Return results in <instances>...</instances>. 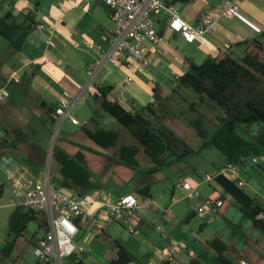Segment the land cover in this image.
Segmentation results:
<instances>
[{
    "label": "crops",
    "instance_id": "0c3cea01",
    "mask_svg": "<svg viewBox=\"0 0 264 264\" xmlns=\"http://www.w3.org/2000/svg\"><path fill=\"white\" fill-rule=\"evenodd\" d=\"M168 1L176 5L186 21L199 26L204 14L217 8L222 0ZM237 7L247 21L237 17L222 19L215 32L195 42H189L180 33L171 30L165 14L156 16V28L165 42L157 54H149L150 64L147 67L152 66L157 70L169 68L171 74L181 72L180 75H183L191 62L199 65L219 52L229 51L241 57L246 42H255L264 47V0H240ZM7 14L21 27L15 38L18 39L25 32L27 35L21 50H16L0 36L1 112L15 105L14 98L6 92V88L15 85L24 90L36 112V118L59 123L55 110L63 102L75 106L83 101V106L90 98L94 99L97 88L106 86L112 87L109 99L117 100L129 76L133 78V83L124 95L133 102L132 107H136L134 112L154 103L153 88H159L154 84V76L149 73L143 77L138 76L140 69L147 67H138L132 63L123 66L106 63L98 67V51L109 47L110 35L115 29L101 0H0V18ZM41 23L43 27L38 28L37 25ZM91 71L92 75L89 74ZM3 92L8 95L2 96ZM83 127L87 128L85 124ZM32 133H36V130ZM14 143V140H0L3 149L14 147ZM22 149L25 150L26 161L35 157L36 151L39 152L38 148L33 147ZM13 168L22 179L24 175L32 173L31 169L22 172L23 169ZM70 192L77 195L73 190ZM91 194L95 193H85L84 196ZM145 195L153 201L152 207L125 214L137 230L133 235L122 223L110 221L105 210L98 206L86 208L83 216L75 220L79 228L76 236L79 238L75 244L84 249L81 254L92 255V258L82 259L77 254L83 264H110L117 257L119 246H123L133 256L134 261L129 264H164L169 260L175 236L162 230L160 221L172 223L174 214H167L166 207L154 201L149 191ZM258 205L264 207V203ZM140 232L143 235H139ZM256 242V246L250 250L243 248L236 252L233 249L234 256L237 254L239 260L245 259L251 264H257L255 260L259 255H264V238ZM184 246L176 251L174 262L187 264L196 258L193 257L195 253L192 248ZM190 247L195 250L205 249L196 242ZM66 263L71 264L70 259Z\"/></svg>",
    "mask_w": 264,
    "mask_h": 264
},
{
    "label": "rangeland",
    "instance_id": "374dc122",
    "mask_svg": "<svg viewBox=\"0 0 264 264\" xmlns=\"http://www.w3.org/2000/svg\"><path fill=\"white\" fill-rule=\"evenodd\" d=\"M147 73L154 76V84L159 86L154 96L158 122L166 127L168 135L175 138V142L181 146L170 148L164 155L163 166L153 163L145 154L140 142L103 111L92 98L83 106V101L74 106L72 117L80 123L79 126H74L70 119L60 124L36 118V112L24 90L15 85L6 88V92L14 98L15 105H12L11 109L8 107L5 111H0V140H14L15 143L14 147L10 148L3 149L4 147L0 146V264H52L36 258L32 244V239L42 236L48 226L44 216L38 215L18 238L10 229L12 215L27 209L18 203L13 184L6 179L2 158L11 157V167L23 169L22 172L31 169L32 173L24 175V180L37 181L38 178L47 176L52 184L53 179L59 175V165L51 157L53 146L64 150L70 156H74L76 151L85 154L86 165L91 174V185L85 193H95L90 196L105 195L110 200H119L126 195L138 194L140 189L148 187L154 201L174 214L172 223L160 221L162 230L175 236L174 244L181 242L192 248L195 253L193 257L205 264L213 263L216 257V253L205 246L208 241L215 238L223 240L230 248L228 258L233 264H239V255L234 256L233 249L236 252L243 248L250 250L256 246V241L264 238L253 223L242 216L237 201L214 189L207 182V178L217 174L227 162L217 149L203 146L207 141L197 135L193 122L201 120L202 128L210 138L217 130L223 111L213 101L205 98L201 100L192 89L178 87L174 79L176 74L180 75L181 72L173 75L169 68L157 70L149 66L144 70L140 69L138 76L143 77L142 75ZM146 77L148 78V75ZM135 109L136 107L131 112ZM84 124L89 129L103 128L115 131L118 134L116 145L108 149L98 147L84 133ZM14 129L21 135L14 132ZM33 130H36V133L33 134ZM261 130V123L235 127V132L247 141H254ZM32 143L40 153L36 151V156L26 161L22 147L30 149ZM122 145H134L138 148L137 165H129L119 159L118 151ZM253 158L254 156L247 158L236 168L245 182V186L241 188L255 199V203L261 204L264 203V148L256 157L257 163ZM184 183L196 188L200 197L188 198L182 187ZM61 189L66 193L72 191ZM209 197L218 201L214 208L206 207L205 199ZM199 207L204 209L203 212L198 211ZM162 212L164 214V211ZM153 230L156 231L155 228ZM126 234L130 236L128 232ZM139 235L143 234L140 232ZM78 238L79 236L74 239V243ZM13 241L15 246L7 256L3 250ZM194 242L204 246V251L190 247ZM78 255H81L82 259L92 258L90 254ZM255 261L257 264H264V255H259ZM247 264L251 263L247 261Z\"/></svg>",
    "mask_w": 264,
    "mask_h": 264
},
{
    "label": "trees",
    "instance_id": "16d2710c",
    "mask_svg": "<svg viewBox=\"0 0 264 264\" xmlns=\"http://www.w3.org/2000/svg\"><path fill=\"white\" fill-rule=\"evenodd\" d=\"M21 27L15 24L10 14L0 18V36L9 41L16 50H21L27 32L18 39L15 35ZM178 87L192 89L200 99L213 101L223 111L215 134L208 138L202 128L201 120L193 122L197 135L206 140L204 147L217 149L225 157L227 164L242 165L249 157H257L264 148V47L255 42H246L244 53L237 57L232 52H219L216 56L197 65L190 63L188 70L175 81ZM94 99L100 107L120 123L144 148L145 154L158 166L165 164L164 155L171 147H181L175 138L168 135L166 127L158 122L157 109L154 103L131 112L121 106L117 100L109 99L112 87H99ZM156 94L157 89L153 88ZM129 99V98H128ZM133 104V102L129 99ZM133 108V107H132ZM261 123L262 130L254 141H247L235 132L236 125ZM159 125V126H158ZM86 136L98 147L108 149L116 145L118 134L113 130L103 128H83ZM20 132L14 130V132ZM32 147H37L31 144ZM37 154V153H36ZM138 148L134 145H122L118 151L119 159L129 165H137ZM51 157L59 165L58 178L53 179L55 188L73 190L78 196H84L85 190L90 188L91 174L86 165L85 156L78 151L70 156L64 150L53 146ZM209 185L214 189L233 198L239 203L242 216L250 220L264 235V221L257 216L264 211V207L255 203V200L237 183L222 175L211 177ZM148 187L139 190L140 194L148 193ZM40 215L27 210L19 211L10 219V229L16 238L22 236L27 225L35 221ZM192 217V215H190ZM15 246L10 242L3 253L9 255ZM205 246L216 253L211 264H233L228 258V246L215 238L205 243ZM76 254L70 256L71 264H83ZM134 261L133 256L119 246L117 257L110 264H129ZM174 257L164 264H183L174 262ZM39 264V262H37ZM187 264H205L198 259H191Z\"/></svg>",
    "mask_w": 264,
    "mask_h": 264
},
{
    "label": "built area",
    "instance_id": "2783aa9c",
    "mask_svg": "<svg viewBox=\"0 0 264 264\" xmlns=\"http://www.w3.org/2000/svg\"><path fill=\"white\" fill-rule=\"evenodd\" d=\"M107 10L115 29L110 35L109 47L98 51L97 65L103 67L106 63L123 66L134 64L138 67H147L150 64L149 54H157L165 42V38L156 28L155 17L165 14L169 21V28L180 33L187 41L195 42L204 39L216 31L217 24L222 19L231 20L234 17L247 21L239 12L237 3L240 0H222L213 11L204 14L203 22L199 26L191 25L179 13L178 8L168 0H101ZM42 28L43 24H38ZM258 29L257 27H255ZM92 75V71L89 72ZM181 75L175 77V81ZM133 78L129 76L123 83L122 95L117 99L118 103L132 110V103L124 95L131 87ZM6 92L2 96L6 97ZM74 104L63 102L55 110L59 123L70 119L74 125L79 121L72 117ZM4 174L6 179L13 184L14 194L18 203L25 209L44 216L48 226L42 236L32 240L34 255L38 259L52 264H67L64 262L74 254H81L84 249L74 243L79 233L75 220L85 213L88 207L98 206L105 210L110 221L122 223L128 232L133 235L137 232L130 224L125 214L136 213L142 208L153 206L151 198L144 194L126 195L119 200H110L105 195L87 197L78 196L55 188L46 176L38 181L24 180L17 175L11 167L12 158L3 157ZM253 161L257 163V158ZM234 180L238 186L244 187L245 182L240 178L236 165L227 164L217 174ZM214 176V175H212ZM211 176V177H212ZM211 177L207 178L210 182ZM188 198H198L200 195L196 188L189 184L182 185ZM206 207L214 208L218 201L214 198H206ZM13 204H16L13 202ZM199 207L198 211L203 212ZM169 213L168 208L165 209ZM264 221V211L257 216ZM159 229V227H158ZM185 247L178 242L169 251V260L172 259L178 249ZM239 264H247L245 259H240Z\"/></svg>",
    "mask_w": 264,
    "mask_h": 264
}]
</instances>
